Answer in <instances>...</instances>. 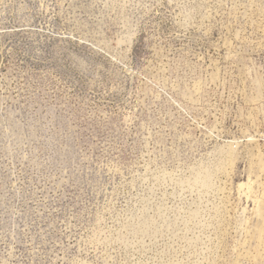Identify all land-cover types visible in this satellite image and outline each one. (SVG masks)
Returning <instances> with one entry per match:
<instances>
[{
    "label": "rangeland",
    "instance_id": "rangeland-1",
    "mask_svg": "<svg viewBox=\"0 0 264 264\" xmlns=\"http://www.w3.org/2000/svg\"><path fill=\"white\" fill-rule=\"evenodd\" d=\"M0 264H264V0H0Z\"/></svg>",
    "mask_w": 264,
    "mask_h": 264
}]
</instances>
